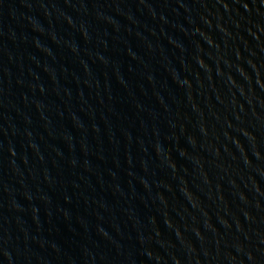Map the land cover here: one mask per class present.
Returning a JSON list of instances; mask_svg holds the SVG:
<instances>
[{
	"label": "water",
	"instance_id": "obj_1",
	"mask_svg": "<svg viewBox=\"0 0 264 264\" xmlns=\"http://www.w3.org/2000/svg\"><path fill=\"white\" fill-rule=\"evenodd\" d=\"M0 264H264V0H0Z\"/></svg>",
	"mask_w": 264,
	"mask_h": 264
}]
</instances>
